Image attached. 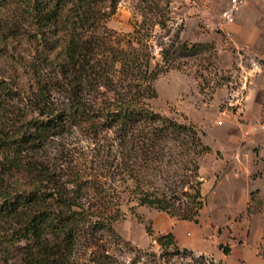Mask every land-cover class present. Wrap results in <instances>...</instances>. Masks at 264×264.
<instances>
[{
    "label": "trees",
    "instance_id": "trees-1",
    "mask_svg": "<svg viewBox=\"0 0 264 264\" xmlns=\"http://www.w3.org/2000/svg\"><path fill=\"white\" fill-rule=\"evenodd\" d=\"M119 1L0 0V44L26 47L18 58L31 81L26 90L17 75L0 69L4 264H81L78 249L96 247V234L118 237L113 228L122 215L118 204L90 203L97 190L87 176L77 172L64 179L40 160L53 138L77 128L94 137L113 134L110 152L134 184L136 206L189 222H196L203 208L199 161L210 148L194 125L148 104L156 98V78L203 46H188L177 33L167 46L158 44L157 63L151 38L161 32L158 37H169L170 30L167 5L155 0H140L142 19L134 22L130 41L125 48L114 46L106 21ZM22 179L29 186L16 189L15 181ZM155 241L177 250L171 233ZM91 262L116 261L103 252L94 253Z\"/></svg>",
    "mask_w": 264,
    "mask_h": 264
},
{
    "label": "rangeland",
    "instance_id": "rangeland-1",
    "mask_svg": "<svg viewBox=\"0 0 264 264\" xmlns=\"http://www.w3.org/2000/svg\"><path fill=\"white\" fill-rule=\"evenodd\" d=\"M155 2L167 5L170 30L169 37L157 33L151 38L157 63L158 44L167 46L177 33L186 45L203 46L194 57L175 61L156 78L152 84L156 98L148 104L157 113L194 125L210 148L199 161L204 205L196 224L203 229L204 242L197 243L204 251L162 249L156 238L166 234L160 232L166 230L168 219H178L136 206L134 184L117 169L118 160L110 152L113 134L94 137L77 128L53 138L40 160L53 165L64 179L77 172L87 176L97 190L90 203L118 204L122 214L113 224L118 237L96 234V247H79L80 263L93 264L94 253L105 252L115 264H222L216 253L228 254L230 241L237 246L245 243L248 251L256 249L264 257V0H238L232 22L222 17L231 0ZM244 5L250 18H258L262 33L238 29L236 17ZM142 6L140 0L118 2L106 21L114 32V46H127L134 22L142 19ZM20 48L26 47L9 42L6 49L0 44V69L17 75L27 90L31 81L20 65ZM259 160L263 171L256 167ZM28 186L23 179L15 181L16 189Z\"/></svg>",
    "mask_w": 264,
    "mask_h": 264
},
{
    "label": "crops",
    "instance_id": "crops-1",
    "mask_svg": "<svg viewBox=\"0 0 264 264\" xmlns=\"http://www.w3.org/2000/svg\"><path fill=\"white\" fill-rule=\"evenodd\" d=\"M249 13L247 6L244 5L236 17L238 29L240 28V30H247L257 34L262 33L263 30H260L261 26H259L258 18H250ZM261 161L263 160H259L256 163V167L260 171H263L262 166L259 165ZM196 223L197 221H178L171 218L168 219L166 230L160 233H171L178 248L202 253L204 250L198 247L197 240L202 243L204 242V239H202L203 229L198 227ZM230 242L228 254L224 255L221 251L216 253V259L222 261V264H264V257L258 254L256 249L248 251L245 248V243L237 246L233 242Z\"/></svg>",
    "mask_w": 264,
    "mask_h": 264
},
{
    "label": "built area",
    "instance_id": "built-area-1",
    "mask_svg": "<svg viewBox=\"0 0 264 264\" xmlns=\"http://www.w3.org/2000/svg\"><path fill=\"white\" fill-rule=\"evenodd\" d=\"M238 5V0H231V5L230 7L223 12L222 17L225 21L227 22H232L233 21V13L237 9Z\"/></svg>",
    "mask_w": 264,
    "mask_h": 264
}]
</instances>
